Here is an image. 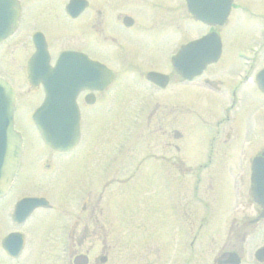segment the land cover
I'll use <instances>...</instances> for the list:
<instances>
[{"label": "rangeland", "instance_id": "obj_1", "mask_svg": "<svg viewBox=\"0 0 264 264\" xmlns=\"http://www.w3.org/2000/svg\"><path fill=\"white\" fill-rule=\"evenodd\" d=\"M170 1H164L160 4L134 2L130 7H115L114 11L125 12L129 10L132 12L135 21H139L141 24L150 17L152 18L153 28L159 34L167 35L172 33L171 27L174 23L178 20H186L183 16L187 15L183 5L182 7L180 5L174 6ZM236 6L241 7L231 10L222 32V56L213 69L215 73L217 71L225 72L226 79L222 75H215L217 77L219 75L218 78L223 81V84L229 81V77H232L230 83H234L236 78L234 80L233 76L241 74L242 67L235 57V50L237 48L248 49L251 45L255 46V43L259 41L264 42V0H237ZM64 21L48 19L45 13L37 16L32 15L28 19V23H32L31 26H24L23 23L24 33L0 47V69L4 71L1 70L2 73L9 75L13 81L19 98L18 112L14 116V127L24 139L25 162L21 171L22 175L19 177L14 191L19 192L21 190L22 183L26 181L29 175L30 186L28 189L45 191V194L56 205L54 210L49 211V220H42L41 224L38 220V228L34 227V245L30 244L27 249V253H30L33 249L31 254L33 264H61V248L56 243L55 246L52 243L57 241L59 230L49 227L54 226L55 217L59 215L61 209L68 208L75 197L87 190H98L97 187L100 181L105 178L106 172L115 173L118 169V176H122L121 167L117 162L119 163L123 159L125 148L129 149L128 157L131 165L129 186L124 188L121 184L112 182L105 191V196H102L103 201L101 200L100 203V206H103V203V207L106 205L110 221L119 229L122 223H130L131 225L143 223L146 225L145 231L150 232L147 226L156 224L161 229L163 239L175 237V227L178 225V229H181L184 220L180 217V212L176 209L174 203L179 200L178 194L181 192H184L185 197L190 196L187 186H189V181H192L190 177L185 178L184 174L166 179L163 176L164 179L160 180V187L157 186L160 182L154 176L157 164L149 155V150H151L149 149V143L152 145L155 142V136L148 132L156 129L155 116L160 115V112L163 111V105L158 107L157 110L155 109L156 111L151 105L154 104V100L159 98L160 93L157 92V94L154 88L128 89L121 86L123 82L126 84L131 79L137 78V73L142 70L154 68L161 72L168 71L169 64H166L172 49H166L162 39L160 53L151 54L145 50H143L144 53L131 52L125 47V37L115 31L113 42H110V40L104 42V39L101 38L97 50L92 53L98 56L97 59L103 60L105 58L107 64L116 70L118 73L117 81L114 82L112 90L106 94V98L95 105L94 112L85 113L82 122V142L76 148L72 158L65 161L64 172L62 174L58 172L60 169L59 162H61L59 161L54 176L45 180L36 178L41 174L38 168L33 165V160L35 158H47L44 153H48V149L39 140L38 134L29 119V113L39 101L41 94L40 92L35 93L31 98L26 96L27 84L23 76L24 70H21V68L24 67V56L27 57L32 50L27 33L32 28L34 30L43 27L48 33L52 55L61 48L78 47L79 43L85 40L84 36L78 34L74 25L72 26L68 21ZM193 31V36H197L202 33L200 31H205V28L194 26ZM148 34L149 30L145 29L142 32L135 33L134 37L131 35L130 37L141 41V38L147 37ZM101 43L106 48H102ZM138 49L141 50L142 48ZM263 49L264 45L262 48H258L257 53H255L257 65L254 69L249 70V75H252L257 68L264 65ZM128 62L134 68L141 67L137 71L133 68L128 70L125 67ZM16 70L18 73L15 75ZM251 78L252 76L248 80L249 82L242 86V90L237 91L239 96H243L242 99L235 104V108L229 110L231 116L234 117L231 122L241 123L240 129L236 130L237 136L240 135L236 139V143H240V147L242 144L241 148L245 149L246 147L244 151L247 155L254 154L261 147V143L264 146V95L254 88ZM178 88H182V86L168 85L166 90L162 91V99L167 97L172 98V101L181 99L189 107H193L194 114L185 115L189 124L193 122L185 132L187 135L185 137L186 147L183 148L181 156L187 159L190 164L191 162L194 164L202 163L206 158V150L209 149L208 144L211 143L209 136L212 135V132L209 127L214 126L217 120L224 117V101L227 106H229V103L223 98V90L218 92L205 83L203 84L200 80L192 83L193 95L175 91ZM223 93H225V99H228V91L225 90ZM165 121L166 119L162 120L163 123ZM223 125L225 123L220 124L219 127ZM253 142H255V145H253ZM214 148H218L216 143H214ZM228 153H231V151L226 152V154ZM143 154L146 155L144 157L146 159L140 163L137 170V163ZM236 154L234 161L226 167L228 173L224 172L225 170L214 171L213 167L215 176L211 178V172L208 171L198 183L200 185L197 190L199 196L210 202V224H221L227 220V217V222L235 219L234 223L237 224L241 218L242 222L248 223V220L256 215L255 206L250 201L248 194V164L244 159L246 156H241L242 160L239 161V153L236 152ZM77 155L80 158V165L75 162ZM53 156L58 158L56 155ZM92 166L94 171L96 166V174L92 171ZM221 167L222 165H220ZM208 168L210 170L212 167ZM94 175H97L96 179L92 178ZM122 177H126V173ZM187 181L188 185L186 186ZM96 184L97 187H95ZM191 203L194 204L193 199ZM195 205L197 207V204ZM200 214H202L201 209H199L197 217H200ZM196 219L195 217V221ZM253 225L255 224L248 223L244 228L248 230ZM261 234V230L257 231L248 241V249H252L260 243L259 235ZM161 243L164 245L163 241ZM82 250H84V247H82ZM91 250L92 253L90 251L89 258L93 254H98L100 247L97 245L92 247ZM64 255L66 257V254Z\"/></svg>", "mask_w": 264, "mask_h": 264}, {"label": "flooded vegetation", "instance_id": "obj_2", "mask_svg": "<svg viewBox=\"0 0 264 264\" xmlns=\"http://www.w3.org/2000/svg\"><path fill=\"white\" fill-rule=\"evenodd\" d=\"M69 1L70 0L0 1V5H5L8 8V11H10L9 14H11L14 7L18 8L16 16L17 22L14 25L9 26L11 31L1 41L0 47L7 44L12 39L20 37L24 33L22 27L23 23L24 26H31L32 23H28L29 17L45 13L48 19L59 20L62 22H65L64 20L68 21L70 25H74L78 34L85 38L84 41L79 43L78 47L61 48L57 54L62 50H74L86 54L92 60H97L96 57L98 56L92 52L97 50L98 42H101V38L102 40L104 39V42H107L108 40L113 42V34H115V32L121 33L125 37V47L131 52L144 53L143 50H145L147 53L151 54L160 53L161 40L163 39L166 49H172L170 52L174 54L183 44L195 38L193 36L194 23H198V26L205 28V32H217L223 44L222 32L229 19L231 10L236 8L237 2V0H230L229 14L224 20V23L221 25L206 26L199 21H194L193 16L186 9L187 3L189 2L195 6H222L225 4V0H212L214 4L210 0H171L174 6H184L187 15L185 14L183 18L188 20L176 21L171 27V34L161 35L155 28H153V25L151 24L152 18L148 17L147 20L141 24L139 21H135L132 17V12L129 10H126L125 12H115L114 8L121 6L130 7L134 2H141L143 4H160L164 1L169 2L170 0H131L132 2L130 0H86L85 7L79 9L77 11L78 13L75 11L74 16H71L66 12V5ZM145 29L149 30L147 37L141 38V41H137L135 38L131 39L130 35L134 37L135 33L142 32ZM35 32H40L43 35L49 55H51L52 52L48 41L47 31L44 30L43 27L35 28L34 30L32 28L27 33L32 50L28 53L27 57L24 56V59L26 58V63L29 56L34 51L32 35ZM253 39L254 37L252 40ZM103 47L106 48L105 45H102V48ZM138 48L142 49L139 50ZM240 50H242V48H237L235 50V57ZM103 59L105 60V58ZM256 60L257 57L253 56L252 65L256 63ZM218 62L219 61L207 65L199 76L192 79L183 78L170 66V70L167 72L168 82L163 87L145 79L146 72L149 70H156L154 68L140 71L139 80H133V82L129 81L126 82V84L124 82L121 85L128 89H144L147 86L148 88H154L156 93H160L159 98L155 100L154 110H157L158 107L163 105V111L160 112V115L155 116L154 121L156 129L149 132L152 133L153 136H156L154 140L155 142L152 145L149 143V149H151L149 150V155L152 156V160L156 161L157 166L154 176L156 179L158 178V181H162L164 178L166 179L184 174L185 178L190 177L193 183L194 179L199 181V179L208 171L211 172V178L215 176V170H218L219 172L225 170L224 172L228 173L226 167L229 163L234 161L235 156H237L236 152L239 153V161L242 160L241 156L243 155L246 156L244 159H246L247 163L250 161L251 154H245L244 148H241L242 144L240 147V143H236V130L239 125L237 122H231L230 116L226 114L222 119H219L216 122L217 126L223 123H225V125L219 127L214 134L209 136V138L212 137V142L208 144L209 149L206 150V158L202 163H197L195 165L191 162L190 164L187 159L181 156V152H183V148L186 147L185 137L187 135L185 132H187L193 122L192 121L189 124L188 118H186L185 115L194 114V109L191 106L189 107V105L181 99L173 101L172 98L168 97L162 99V91H165L168 85L182 86V88L175 89V91L182 92V94L187 93L193 95L194 91L192 83L197 80H200L203 84L205 83L209 87L220 92V89L225 87V84H223V81L218 77L219 75H222L225 79L226 77L224 75L225 72L217 71L215 73V70H213ZM126 68L128 70L131 69V64H129V62L127 63ZM22 69L23 66L21 70ZM1 70L2 69H0V77L7 79L12 84L15 91V115L18 112L19 107L18 93L9 75L2 73L3 70ZM17 73L18 71L16 70L15 75ZM113 73L114 81L116 80L117 72L113 71ZM216 74H219L218 77L215 76ZM113 81L102 90L85 89L78 93L76 99L81 113V120L80 140L77 147L81 144L83 139L82 122L85 113L94 112L93 108L98 102L106 98V92ZM232 87V96L236 98L237 87L235 84H233ZM38 92L41 93L43 98V91L40 85L32 86L29 83L27 84L26 96L28 98H31L33 94H37ZM155 114L156 112L154 115ZM150 115L147 119L148 122ZM163 119H166L164 123L162 122ZM214 143L218 145V148H214ZM260 146L261 147H259L252 156L262 153L264 150L263 143H261ZM46 148L48 149V153H44V155H46L47 158H35L33 160V165L38 168L41 174L36 177L37 179L45 180L54 176L59 161L61 162H59L60 169L58 172L59 174H62L65 168V161L72 158L75 154V150L70 152H55L47 146ZM227 151H231V153L226 154ZM128 153L129 149L125 148L123 150V159L119 163L117 162L121 167V172L123 173L122 176L126 173V177H119L118 169H116L115 173L106 172L105 178L100 181L98 187L97 184L95 186L99 191L97 189L87 190L83 194H79L72 200L68 208L61 209L59 215L55 217L54 226H50L49 228L53 227L59 230L57 241H53L52 243L54 246L57 244L59 248H61V254L59 253L61 255V264H264V217H259L262 208L251 199L249 193L250 201L255 206L256 215L254 218L248 220V223L255 224L248 230L244 228L248 223L242 222L241 218L240 222H237V224L234 223L235 219L229 220L228 222L225 221L226 223L210 224V202L204 199V197L199 196V192L196 191L198 186H193L190 182L191 180L189 181V186H187L188 181L186 183V186L190 191V196L185 197L183 195L184 192H181L178 194L179 200H176L174 203L176 209L180 212V217L184 220L181 229H178V225L175 227V237L163 239L161 229L157 227L156 224L147 226L150 229V232L145 231L146 225L143 223L132 225L130 223H122L120 229L114 225L110 221L106 205L103 207L104 203L103 206H100V203L101 200L103 201L102 196H105V191L112 182L121 184L124 188L129 186V180L131 177L129 171L131 165L129 163ZM24 155L25 150L23 145L21 161L13 181L5 194L0 197V264H33L31 257L33 249L30 253H27V249L30 244L34 245V227L38 228V220L40 221V224L42 220L48 221L50 217L49 211L56 208V205L45 194V191L41 189H28L30 186L29 175L27 176L26 181L22 183L23 186L21 190L19 192L14 191L17 181L22 175L21 171L25 162ZM53 155L58 156V158H55ZM145 156L146 155L143 154L138 161L136 166L137 170L140 163L146 159L144 158ZM75 162L77 165L81 164L78 155ZM220 165H222V169L220 168ZM190 167L193 168L190 169ZM208 167L212 168L209 170ZM92 171L96 174V166V172L94 171L93 166ZM201 171H203L202 175H200ZM92 178L96 179L97 175H94ZM161 181L157 185L158 187H160ZM102 182L103 184H101ZM27 196L40 197L47 200V202H45L46 204L34 207L27 215L24 209L16 208L17 202ZM192 199L194 204L191 203ZM195 204H197V207ZM199 205L202 214H200V217H197ZM195 217L197 218V221H195ZM232 217L234 218V216ZM259 230L262 231V234L259 235L260 243L252 249H248V241ZM11 234L14 236L11 237ZM161 241L164 242V245ZM97 245L100 247L99 253L95 255L93 254V256L89 258L90 251L92 253L91 248ZM82 247H84V250H82ZM113 247L114 249L112 250ZM259 248L261 252L256 254L257 252L255 253V251ZM64 254H66V257ZM56 259L58 260V258Z\"/></svg>", "mask_w": 264, "mask_h": 264}, {"label": "water", "instance_id": "obj_3", "mask_svg": "<svg viewBox=\"0 0 264 264\" xmlns=\"http://www.w3.org/2000/svg\"><path fill=\"white\" fill-rule=\"evenodd\" d=\"M74 6L76 3L71 5ZM219 8L215 6L210 12L195 8L193 10L196 17L203 21L221 23L228 8L221 7V11L217 12ZM5 9V6L0 7V14H4ZM212 14L216 18H212ZM13 22L14 20L11 23ZM5 25H8V22L4 18L0 19V40L8 31L4 28ZM219 46L216 35L201 37L184 46L173 58V62L187 70L189 76L196 75L206 63L216 60ZM35 47V54L28 64V78L33 84L40 81L46 96L35 110L32 119L46 144L56 150H68L74 145L78 134L76 92L83 86L102 87L109 80L110 71L102 64L91 62L72 51L60 53L55 64L50 66L44 42L35 40ZM148 77L160 85H164L167 80L166 75L156 72L148 73ZM257 84L264 92V68L257 74ZM13 109V89L7 81L0 78V195L13 177L21 151V137L13 129ZM252 182L253 198L263 207L261 215H264V161L261 158L253 161ZM32 201L35 200L26 198L19 205L30 206Z\"/></svg>", "mask_w": 264, "mask_h": 264}]
</instances>
